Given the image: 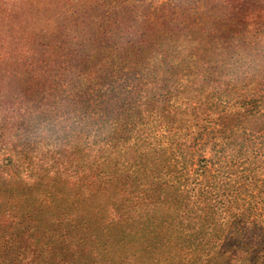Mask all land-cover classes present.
<instances>
[{
    "label": "trees",
    "instance_id": "16d2710c",
    "mask_svg": "<svg viewBox=\"0 0 264 264\" xmlns=\"http://www.w3.org/2000/svg\"><path fill=\"white\" fill-rule=\"evenodd\" d=\"M139 1L0 0V264H264V0Z\"/></svg>",
    "mask_w": 264,
    "mask_h": 264
},
{
    "label": "rangeland",
    "instance_id": "374dc122",
    "mask_svg": "<svg viewBox=\"0 0 264 264\" xmlns=\"http://www.w3.org/2000/svg\"><path fill=\"white\" fill-rule=\"evenodd\" d=\"M75 1H76L75 6H74V4L73 5L70 4V6H68L67 4H65L66 2H64L63 11H67L69 8H73V13L74 12L76 13L73 19H77V16L78 17H82L83 16V18H85V19L87 18V20H84V25L82 26V33H81L83 35V36H81V39H82L81 41L86 42L87 34H90V35L93 34L95 18H99L98 14H99V12L100 13L102 12V10H100V8H98V6L100 5V3H105V2H108V1H112V0H75ZM150 1H152V2H160V3L166 2L167 3V2H169L171 0H150ZM221 1H223V0H221ZM116 2H117V0H113L112 4L115 5ZM119 2L120 3L123 2L122 4L124 6H125V4L130 3L132 7H136L137 9H140L141 6H142L140 1L138 2V4L135 3V2H137V0H134L132 2L123 1V0L120 1L119 0ZM217 2L219 3V5H218L219 7L216 8L215 11L213 10L212 13H210V15H212L213 12H215V14L217 15L218 12H220V10H221L223 5L222 6L220 5V0H214V1H210V2H206L205 1V4L206 3L216 4ZM45 4L47 6H49L50 2L46 1ZM98 10H100V11L98 12ZM55 12L58 13V10L56 9ZM55 12H54V14H56ZM201 12H205L204 9H202ZM49 14L51 16V14H53V13L51 12ZM251 14L254 15V16L264 17V9L259 11V12H256V11L253 12L252 11ZM76 23H78V22H76ZM76 23L72 22L71 23L72 24L71 27L75 26ZM208 26L210 28H212L213 30H215L216 33L218 34V36H220L222 38L221 39L222 40L221 44L224 47H229V45H231L232 43H236L233 40H229L228 39L230 37V35L234 34V31L231 30L228 26L227 27H223V26H221L220 22L213 21V20H209V22L206 23V27L207 28H208ZM80 28L81 27H80V24H79V29ZM0 30H2V29L0 28ZM225 30L228 31V34H224L223 31H225ZM237 31L240 32L241 30L238 29ZM201 40H203V39H201ZM203 43L210 44L208 41H203ZM263 43H264V40H263ZM252 47H253V44H252ZM92 48H93V46L91 44H88L87 50L91 51ZM230 49L234 50L236 48L230 47ZM121 72H124V71L122 70ZM125 79H126V75H124V73H120L119 75H116L114 77V80H118L117 85L125 84ZM259 91H260V88H258L256 90V92H259ZM263 95H264V91H263ZM91 108L93 110L94 107L91 106ZM66 118H68V114H67ZM219 122H220V125H219L220 128L219 129L221 130V133H222L223 136H225V134L228 133L230 130L235 129V127L237 126V122H235V120H233L232 117H230L228 115L223 116L222 120H220ZM192 127L193 128L191 129V131L193 133H195L194 131H196V127L195 126H192ZM21 158L25 161V164H26L23 167L24 169H22V170H25L26 174H27L28 172H30V168H31L30 166L27 167V165L30 163L31 160H33V161L35 160L36 161V159L39 158V157L36 158V155L27 156L26 154H24ZM70 159H72V158H70ZM131 159L132 158H122L123 161H127V162H130ZM196 159H197V161H200L201 158H197L196 157ZM235 159L236 160H242V162L244 160L243 158H235ZM68 161H69V159H68ZM57 183L60 184L58 181H57ZM54 184L55 185H51L50 186V189H49L48 193L46 194L45 198H41L40 197L38 202L37 201L35 202V204L38 205V206L35 205V207H37L38 210H42V213L39 215L40 216L39 217V221H40V224H41L40 232H38L39 238H40V236H42L41 238L44 237V233H43L44 230L42 231V227H46V225L50 226V220L52 218V214L55 215V216L58 215V217H60L62 219L64 218L62 216L63 213H65L69 217H71L73 214H75L74 208H71L72 207L71 205L74 203L73 199H71L70 201L65 203L64 201L62 202V197H61V199L56 202L54 194H55L58 186H56V183H54ZM70 188L71 187H64V184L60 186V189L63 190L62 192H65V193L73 190V189H70ZM42 189L43 188L41 187L39 192L42 191ZM256 190H258V188ZM18 192L21 193V188H19ZM14 193L15 192H13V189H11V187H5L0 192V204H1L0 205V214L1 213L5 214V215L12 214L14 216V212L16 210L15 209V205L13 204V203H15V201H13ZM15 195H19V194L15 193ZM68 195H69V198H71V196H72L71 193H68ZM20 197L23 200L22 194H20ZM14 198H15V196H14ZM34 200H35V197H34ZM32 206H33V203H32ZM54 224H56V222ZM57 227H55V228H57ZM35 237H36V235L34 236V238ZM51 237H54V233H52ZM240 257H241V254H240Z\"/></svg>",
    "mask_w": 264,
    "mask_h": 264
}]
</instances>
